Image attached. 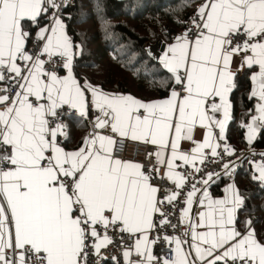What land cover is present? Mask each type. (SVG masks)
Wrapping results in <instances>:
<instances>
[{
    "label": "snow or ice",
    "instance_id": "1",
    "mask_svg": "<svg viewBox=\"0 0 264 264\" xmlns=\"http://www.w3.org/2000/svg\"><path fill=\"white\" fill-rule=\"evenodd\" d=\"M59 8L56 0H0V82L6 83L0 87V264H92L93 254L99 258L114 243L109 229L132 241L126 245L121 236L125 264H264V241L251 221L243 231L236 226L243 198L235 185L224 189V198L207 189L219 173L207 172L191 184L179 235L166 234L178 225L165 211L192 175L177 168L191 165L200 173L197 162L215 163L221 147L228 156L235 153L226 143L234 58L251 72L248 98L256 101L250 122L241 125L249 145L264 130V0H204L191 18L193 27L161 57L174 82L170 94L148 102L107 94L76 78L64 22L54 12L50 24L40 25L49 9ZM90 106L99 113L92 130L67 150L65 109L86 119ZM197 127L205 129L202 141L194 139ZM116 137L154 146L146 153L155 157L153 168L146 172L139 162L115 157ZM183 141L194 146L185 151ZM156 166L166 167L161 179L175 186L162 199L152 183ZM222 167L230 174L229 163ZM255 171L259 175L252 178L264 186V160ZM197 184L205 187L193 218ZM161 230L164 235H153ZM158 243L169 245L170 255L155 253Z\"/></svg>",
    "mask_w": 264,
    "mask_h": 264
},
{
    "label": "trees",
    "instance_id": "2",
    "mask_svg": "<svg viewBox=\"0 0 264 264\" xmlns=\"http://www.w3.org/2000/svg\"><path fill=\"white\" fill-rule=\"evenodd\" d=\"M203 1L75 0L73 7H63L60 15L74 45L76 78L109 94L131 95L145 102L167 97L174 83L172 74L153 56L150 47L172 42L174 34L185 27ZM44 23L45 19H40V25ZM250 75L245 69L235 77L226 138L240 149L264 150V130L249 145L247 129L241 126L250 122L249 109H254L256 102L248 98ZM64 122L70 137V142L64 143L74 149L80 142L74 144L76 133L86 135L88 126L76 117ZM253 167L248 160L236 162L230 166V174L223 170L208 186L211 195L219 197L225 186L233 183L243 198L236 214L237 228L245 230V221L250 220L257 237L264 241V186L252 178Z\"/></svg>",
    "mask_w": 264,
    "mask_h": 264
},
{
    "label": "built area",
    "instance_id": "3",
    "mask_svg": "<svg viewBox=\"0 0 264 264\" xmlns=\"http://www.w3.org/2000/svg\"><path fill=\"white\" fill-rule=\"evenodd\" d=\"M56 3L60 5L59 10H61L63 7H73L75 5V0H56ZM195 16V14L193 15ZM192 16V17H193ZM191 17V18H192ZM193 27L191 23V19L186 23L185 27L178 33L174 34V38L177 36H180L182 33L185 32L186 29ZM35 37V35L33 36ZM35 39L29 42L28 48L31 50L33 47V44L36 43ZM46 59V57H42ZM63 69L61 68L59 70V74L61 73ZM5 81H7V74L5 76ZM6 86L5 82H0V87ZM66 112H70V115H65L63 117V121L69 117H76L86 122V124L89 127L90 132L92 130L91 124L95 120V117L99 114L94 109L90 108L88 117L82 118L79 116V114L75 111H71L69 109H65ZM219 118V115H218ZM214 133H218V129L213 130ZM224 142H221L223 145ZM226 143L230 145L233 149H235V153L232 156H228L224 154L223 147L218 149L220 152V157L214 158L216 160L215 163H210L208 161L205 162V164L201 165L197 163V167H200L203 169L200 173H195L193 167L191 165H185L183 167L177 168L176 171L191 173L192 175L189 176L188 182L186 183L184 189L178 190L181 191V195L178 198L177 201L174 202L173 205H167L165 204V211L171 212L173 215L169 217L171 219L173 224L178 225V230L173 231L171 227L167 229V235L175 236L179 235L180 232L184 230V226L179 224V217H180V210L185 207L184 199L187 195V192L191 190V184L195 181L200 180L202 177H206L207 172H215V173H221L224 169L222 165L224 163H229L230 166L233 165L236 162L242 161V160H248L250 163L255 164L256 162H260L261 160H264V157H261L259 153L264 152V150L258 149V148H249V149H240L236 147L233 143H231L226 138ZM155 147L150 144H144L142 142L132 141L131 139H125L116 137L115 144L113 146V154L115 157L120 158L122 160L126 161H132V162H139L144 165V170L147 172L149 169H152L154 166V160L155 157L148 158L146 156L147 152H154ZM210 151V150H206ZM255 153V155H254ZM159 168V172H152L153 180L152 183L160 188L159 196L162 199L163 196L167 191L174 190L175 186L172 183V181L167 179H161L163 174L166 171L165 166H156ZM215 177V176H213ZM198 185V184H197ZM101 234L103 235V230L101 229ZM165 232L163 230L154 233L153 235H164ZM108 235L112 237L114 243L108 245L106 248H102L100 250V256L99 258L96 255L91 256L92 264H125L124 257L122 255L124 251V247L121 246V236L124 238V244L130 245L132 241L128 238V235L126 233H119V230L116 229L115 231L112 229H109ZM170 246L164 243H158L154 246V252L158 253L160 256L170 255L166 249H168ZM187 247V246H185ZM112 257H116L115 260L112 259ZM132 259H138L135 255L132 256Z\"/></svg>",
    "mask_w": 264,
    "mask_h": 264
},
{
    "label": "crops",
    "instance_id": "4",
    "mask_svg": "<svg viewBox=\"0 0 264 264\" xmlns=\"http://www.w3.org/2000/svg\"><path fill=\"white\" fill-rule=\"evenodd\" d=\"M202 3H204V1L202 2ZM56 13L58 16H59V18L63 21V19H62V16L60 15V10L59 9H49V12L46 14V15H44V16H42V18H44L45 19V23L44 24H42L41 26L43 27V26H45V25H48V24H50V22H51V16H52V13ZM41 18V19H42ZM64 22V21H63ZM65 24V23H64ZM68 34V33H67ZM35 35V34H34ZM69 36V35H68ZM70 37V36H69ZM176 41H175V39L172 41V42H170V43H166L165 45H166V48H165V51L163 52V53H161V56H160V61H161V57H163L164 56V54H165V52L168 50V47L171 45V44H174ZM151 51V50H150ZM151 53L153 54V56H155L156 57V54H154L152 51H151ZM239 63H240V61H239V59L238 58H234V62H233V64H232V69H233V71L236 73V76H237V74L238 73H242L245 69H247V68H244V69H240L239 68ZM166 69V68H165ZM167 70V69H166ZM168 71V70H167ZM254 71H258V69L257 68H255V70ZM66 74V72L64 71V70H62L61 71V73H60V75H65ZM235 76V77H236ZM83 84V83H82ZM99 89V88H98ZM101 90V89H100ZM103 91V90H102ZM104 93H107V92H105V91H103ZM107 94H109V93H107ZM87 95H88V97H89V100L91 99V93L90 92H88L87 93ZM122 95V94H121ZM166 98V97H165ZM164 99V98H163ZM230 101H231V94H230ZM146 102H148V101H146ZM90 108H92L91 106L89 107V110H90ZM231 112H232V109H231ZM79 119V118H78ZM81 120V119H80ZM63 123H65L66 124V122H64L63 121ZM229 124V123H228ZM67 125V124H66ZM88 126V125H87ZM227 127H228V125H227ZM73 130H74V127L72 128ZM227 130V129H226ZM67 131H68V134H69V130H68V128H67ZM88 131H89V127H88ZM262 130H260L259 132H258V134H257V136L254 138V140L253 141H255V139L258 137V135H259V133L261 132ZM204 132H205V129H203V128H200V127H197L196 129H195V131H194V139L196 140V141H202L203 140V135H204ZM77 134V136H78V139L76 138V141L74 142V144H77L79 141H81V138L83 137V136H85V135H80V134H78V133H76ZM65 142V141H64ZM63 146L67 149V150H73V149H70V148H67L66 147V145H65V143H63ZM194 145L192 144V142H190V141H183L182 142V144H181V147H182V149L183 150H185V151H189L190 150V148L191 147H193ZM197 163H199V162H197ZM176 164H182V162L181 161H176ZM254 171H255V164H254ZM255 175H259V173L258 172H256L255 171ZM230 184H233V183H230ZM230 184H228V185H230ZM227 185V186H228ZM227 186H225V188L227 187ZM197 187L199 188V189H201V191L200 192H198L197 193V202L196 203H194L193 204V206H192V208H193V211H192V215H193V218H195V214L197 213V212H199L201 209H200V206H199V204H198V198L201 196V194H202V191H203V189H204V185H202V184H198L197 185ZM224 188V189H225ZM207 189H208V191L210 192V190H209V186H207ZM225 195H227L225 192L223 193V195L222 196H219V197H214L213 196V198H224L225 197ZM237 214V213H236ZM108 264H111V263H108Z\"/></svg>",
    "mask_w": 264,
    "mask_h": 264
},
{
    "label": "water",
    "instance_id": "5",
    "mask_svg": "<svg viewBox=\"0 0 264 264\" xmlns=\"http://www.w3.org/2000/svg\"><path fill=\"white\" fill-rule=\"evenodd\" d=\"M166 45L162 42H159L153 46L150 47L151 51L156 54V58L159 59L161 56V53L165 51Z\"/></svg>",
    "mask_w": 264,
    "mask_h": 264
}]
</instances>
